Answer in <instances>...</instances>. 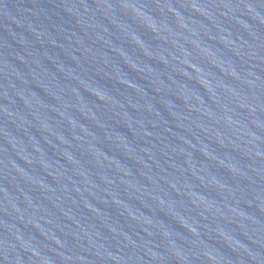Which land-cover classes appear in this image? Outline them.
<instances>
[{
    "label": "water",
    "instance_id": "1",
    "mask_svg": "<svg viewBox=\"0 0 264 264\" xmlns=\"http://www.w3.org/2000/svg\"><path fill=\"white\" fill-rule=\"evenodd\" d=\"M0 264H264V0H0Z\"/></svg>",
    "mask_w": 264,
    "mask_h": 264
}]
</instances>
